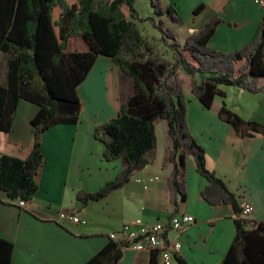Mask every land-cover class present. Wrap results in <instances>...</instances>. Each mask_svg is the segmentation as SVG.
Wrapping results in <instances>:
<instances>
[{
	"label": "trees",
	"instance_id": "16d2710c",
	"mask_svg": "<svg viewBox=\"0 0 264 264\" xmlns=\"http://www.w3.org/2000/svg\"><path fill=\"white\" fill-rule=\"evenodd\" d=\"M135 1L75 0L70 4L66 0H0V53L6 75L5 83L0 84V132L12 129L20 100L39 107L30 122L34 143L28 156L0 157V191L10 204L32 200L38 191L35 177L44 162L41 133L57 124H77L78 86L98 56L108 57L130 78L132 87L119 103L117 116L97 127L94 138L104 144L106 161L121 159L122 170L97 192H78L75 201L85 205L122 189L135 172L150 163V154L157 147L156 122L165 121L169 139L166 161L172 165L166 183L174 214L186 198L185 167L192 159L197 173L208 182L201 192L203 201L213 207L229 204L234 212L235 236L221 264H264V221L242 217L236 196L224 180L206 168L205 151L192 138L187 124L181 77L184 73L189 78L191 94L205 109L211 108L216 97L225 98L222 87L264 95V86L258 85L264 77V13L252 41L237 52L226 53L207 46L222 22L219 17L180 44L176 33L165 26L167 20L180 23L172 4L149 0L152 15L143 18ZM134 21L149 23L166 51L157 52ZM71 38L80 39L87 50L67 52ZM225 105L217 112L221 122L240 137L262 135L264 139L263 125L242 119ZM124 248L110 239L85 264H116ZM13 254V244L0 238V264H11ZM174 258L176 264H188L178 254ZM159 259L160 250H153L148 264H159Z\"/></svg>",
	"mask_w": 264,
	"mask_h": 264
},
{
	"label": "crops",
	"instance_id": "0c3cea01",
	"mask_svg": "<svg viewBox=\"0 0 264 264\" xmlns=\"http://www.w3.org/2000/svg\"><path fill=\"white\" fill-rule=\"evenodd\" d=\"M162 3L172 4L180 18V23L171 26L180 44L219 17L222 22L207 46L226 53L237 52L252 41L264 13L255 0H162ZM199 7L202 9L195 14ZM67 52H72L68 46ZM0 59L1 84L6 81L1 53ZM126 77L108 57L98 56L77 89L80 98L77 124H57L40 135L44 162L35 177L38 191L32 200L21 208L14 202L10 204L0 191V238L14 246L11 264H85L110 241L109 235L124 224L144 230L157 223L168 225L179 214L191 216L195 222L182 232H166L168 244L181 243L178 255L188 264L223 261L235 236L234 212L229 204L213 207L203 201L201 192L208 182L197 173L194 161L188 159L186 198L174 214L166 183L172 171V165L166 161L167 130L159 136L156 129L157 147L150 154V163L135 172L122 189L85 205L75 201L78 192H97L122 170L121 159L105 160V146L94 138V132L117 116L119 103L127 98L132 87ZM186 79L183 91L187 124L192 138L205 151L206 168L224 180L238 203L252 207L251 216L245 219L264 221V139L262 135L240 137L217 116L225 103L242 119L264 126V95L222 87L225 98L216 97L211 108L205 109L191 94L187 87L189 78ZM258 85L264 86V77ZM38 110V106L28 101L18 102L12 129L9 133L0 132V157L28 156L34 143L30 122ZM71 210L79 215L78 224L58 220L59 213ZM150 255L149 250L124 248L116 264H148Z\"/></svg>",
	"mask_w": 264,
	"mask_h": 264
},
{
	"label": "built area",
	"instance_id": "2783aa9c",
	"mask_svg": "<svg viewBox=\"0 0 264 264\" xmlns=\"http://www.w3.org/2000/svg\"><path fill=\"white\" fill-rule=\"evenodd\" d=\"M255 3L264 10V0H255ZM14 203L21 208L25 207V202L22 200H17ZM239 207L242 212V217L247 218L251 216L253 209L249 204L240 202ZM57 218L59 221H71L73 224L80 222L79 215L72 210L66 213H59ZM194 222L193 217L179 214L172 217L168 225L157 223L144 230H139L132 224H124L120 230L111 233L109 238L118 241L125 248H132L135 251L149 250L151 252L159 249V264H174V255L178 254L177 252L179 251L181 243L175 242L168 244L165 240V234L168 230L182 232Z\"/></svg>",
	"mask_w": 264,
	"mask_h": 264
},
{
	"label": "rangeland",
	"instance_id": "374dc122",
	"mask_svg": "<svg viewBox=\"0 0 264 264\" xmlns=\"http://www.w3.org/2000/svg\"><path fill=\"white\" fill-rule=\"evenodd\" d=\"M66 1L70 4L75 2V0H66ZM135 8H136V11L138 12V14L143 18L150 17L152 15V10H151L152 8L150 6L149 0H136L135 1ZM122 11L125 14L126 18L129 19L126 7L122 8ZM134 23H135L136 27L141 31L142 36L146 39V41L149 44L153 45L156 48L157 52L164 53L166 51V49L164 47H162V45L158 42L159 35L150 26L149 23L141 24L138 21H134ZM172 25H174V24H172V22L167 20L165 26L168 28H171ZM68 44H69L68 49L72 50V51L77 50L78 52H81V51L87 50V46L78 38L69 39ZM167 56L170 57V53H168ZM101 57H104V56H101ZM181 77L182 78L184 77L186 79V76L183 73L181 74ZM126 78H128V77H126ZM128 79H130V78H128ZM184 87H185V85H184ZM187 87H189L188 84H187ZM230 98L232 99V96H230ZM236 103H237V98H234V104H236ZM157 122L158 123H157L156 129H157L158 135L160 136L162 134H165V132L167 130V126H166L165 121L160 120Z\"/></svg>",
	"mask_w": 264,
	"mask_h": 264
}]
</instances>
